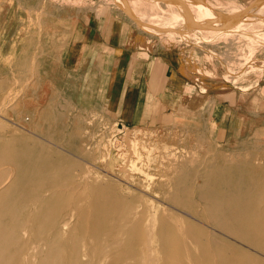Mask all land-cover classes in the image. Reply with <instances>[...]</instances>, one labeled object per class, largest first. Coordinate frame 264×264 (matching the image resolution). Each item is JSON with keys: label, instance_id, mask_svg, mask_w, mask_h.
<instances>
[{"label": "rangeland", "instance_id": "1", "mask_svg": "<svg viewBox=\"0 0 264 264\" xmlns=\"http://www.w3.org/2000/svg\"><path fill=\"white\" fill-rule=\"evenodd\" d=\"M132 1H135L134 10L142 13L145 20L151 18L160 25H174L168 29L174 36L143 28L117 0H37V4L41 5L40 10L48 5L53 12L54 55L66 39L60 34L61 23L67 22L69 32L79 27H90L94 21L89 18L97 12L104 24L112 27V20L116 21L118 31L123 26L131 28L132 18L134 27L148 33L150 45L157 42L171 51L179 46L186 50L191 48L196 56L194 71L198 80H201L198 78L201 74L205 75L201 56L204 54L199 50L204 47L193 50V46L204 41L212 44V52L207 51L209 56L205 59L216 67L212 71L206 70L207 76L214 75L220 80L217 77L222 74L224 79L229 78L213 87L230 91L238 89V95L231 91L220 96L214 93L216 96H213V105L223 101L231 106L228 121L223 125L226 131L215 125L220 126V121L212 122V129L206 127L202 119V124L197 125L194 117L188 116L189 112L181 118L169 119L165 125H154L148 129L125 127L104 113L78 110L74 104L75 108L55 109L52 121L47 124L28 122L24 119L29 117L30 107L23 103L42 91L44 85L43 82L36 84L32 81L34 78L31 80L34 83H15L20 78L15 77L10 67L8 74L0 77V181L7 187L17 177L26 175L27 168L40 175L41 165L53 161L55 166L43 176L59 183L66 175L64 168L71 167L75 172L72 174L74 182L57 185L47 192L68 191L80 182L87 185V188L78 190V195L52 199L57 203L62 200V207H68V210L77 207L80 214L79 220L72 219L66 233L53 239L64 242L65 250L53 253H46V240L38 236L39 230L33 220L42 203L41 198L47 192L30 197L32 194L25 191L17 204L3 202L6 197H0V209L7 211L13 208V214L2 219L0 225L24 222L23 226L17 224L12 229L17 242L10 248L19 250L23 247L14 255L13 261L20 264H70L71 238L77 236L76 241L87 254L82 256V261L91 260L92 264H109L126 247L138 251L131 257L133 264H177L176 255L158 250L181 239L191 243L194 237L190 232L193 230L199 236L196 240H201L191 253V264H206L201 257L208 254L216 259L226 255L237 260L238 264H264V100H254L256 93L253 92L240 95L239 90L243 87L233 80L238 67L250 70L241 72L242 80L252 76L264 77V9L256 10L254 17L248 18L249 22L235 29L240 21L237 22L238 16L242 15L240 8L249 0H209L218 11L236 17V22L219 23L215 28L218 32L207 33L188 30L189 21L180 18L190 9L195 14L201 13V5L196 0ZM171 10L176 12L171 14ZM249 10L252 9L243 11L245 17ZM61 16L67 19H61ZM228 30L227 33L219 32ZM224 35L230 37L221 38ZM80 37L71 35L70 46ZM238 42H241L239 46ZM223 43L234 46L224 51ZM243 43L247 46L242 47ZM228 55L232 62L236 61L234 56L239 57L238 66L229 69L216 61ZM60 85V77L55 76L48 86L53 92H60ZM261 87L264 90V83ZM20 95L24 101H15L14 98ZM38 119L37 116L36 121ZM118 196L123 202L118 201ZM90 198L110 199L113 207L118 208L109 213L101 212L99 216L105 218L98 226L95 214L87 212L85 199ZM122 207H136L141 211L143 221L148 224L150 241L142 243L137 238L130 239V230L125 229L120 232L121 243L115 247L116 255L99 259L95 253L112 239V227L123 222ZM47 208L43 215L48 214ZM162 218L173 225L174 232L164 228L165 234H169L166 237L159 234ZM188 261L185 260L186 264Z\"/></svg>", "mask_w": 264, "mask_h": 264}, {"label": "crops", "instance_id": "2", "mask_svg": "<svg viewBox=\"0 0 264 264\" xmlns=\"http://www.w3.org/2000/svg\"><path fill=\"white\" fill-rule=\"evenodd\" d=\"M256 1L249 0L242 7L248 10ZM47 6L40 10L37 0H0V77L4 78L12 67L15 77L20 78L15 83H34L31 82L34 78L32 81L36 84L43 82L44 85L42 91L23 103L30 107L31 112L25 121L47 124L52 121L55 109L75 108L74 104L78 110L104 113L110 120H117L131 128L148 129L154 125H165L169 119L181 118L189 112L188 116L194 117L197 125L202 124V119L203 124L212 129V122L220 121V126L215 125L219 130L226 131L223 125L228 121L231 106L223 101L213 105V96L231 91L236 95L238 89L230 91L228 88L213 87L229 78L224 79L222 74L217 77L220 80L214 75L207 76L206 70L212 71L216 67L205 59L209 56L206 52H212V44L204 41L193 46V50L204 47L199 50L204 54L201 56L205 75L201 74L198 77L201 80H198L194 71L196 56L191 48L186 50L179 46L171 51L157 42L150 45L148 34L145 36L136 27L118 31L116 21L112 20V27L111 24H104L97 12L89 18L94 21L90 27H79L69 32L67 22L61 23L60 34L66 39L56 51V57L52 44L53 12ZM65 18L61 16V19ZM73 34L83 38H78L70 46L69 38ZM223 45L224 51L234 46L230 43ZM244 45L247 46L243 43L242 47ZM210 57L214 62L213 56ZM234 57L235 62L229 60V55L216 61L230 69L238 66L239 57ZM237 70L233 80L243 87L239 94L253 92L256 93L254 100H264L261 87L264 77L252 76L242 80L241 72L250 70H241L240 67ZM55 76L60 77V92H53L48 86ZM23 98L20 95L14 100L21 102ZM15 123L19 124L18 121Z\"/></svg>", "mask_w": 264, "mask_h": 264}, {"label": "bare ground", "instance_id": "3", "mask_svg": "<svg viewBox=\"0 0 264 264\" xmlns=\"http://www.w3.org/2000/svg\"><path fill=\"white\" fill-rule=\"evenodd\" d=\"M117 1L118 3L121 4V6L123 7L126 13H129L131 16H133V18L135 17V19L139 22V24L143 25V28L145 26L146 29L155 31L156 33H159V34L167 33L171 36H174L172 35L173 33L172 31L168 32L169 31L168 29L173 28L174 25L173 26L172 25L171 26L160 25L158 23H155L154 19H153L154 21H151V18L149 20H145L144 17H142V13H138L134 10L135 1L133 2L132 0H129L131 4L128 2V0H117ZM137 1H145V0H137ZM196 1L197 3L201 5L203 13L201 10V13L199 12L200 14L199 13L195 14L193 10L190 9V11H186L188 12V14H186L184 17H180V18L185 19L186 21H189V25H187L188 30L195 31V32L205 31L207 33L208 32L213 33V32H218V30H215V28L217 27L216 26L217 24L219 25V23L222 24V22L224 23L225 21H228V20L230 23L236 22V17H233L230 14L223 13L220 10L218 11L217 7L214 5L213 2L209 0H196ZM252 5H253V8L252 7L250 8L252 10L251 11L249 10L250 12L248 11L249 15H247L246 17H245V13H243L244 8L243 7L240 8L242 15H240V17L238 16L237 22L239 20L240 21L238 22L235 29L249 22L248 18H253L256 10L258 11V10L264 9V0H257L256 2L252 3ZM175 12H176L175 10L174 11L171 10V14ZM262 12H261V15H262ZM169 16L170 14L167 15L166 17H169ZM130 20L133 23H135V21L132 18ZM132 22H130L131 27H134V24ZM219 27L218 29H221V26ZM121 28L123 31L124 29H129V30L131 29L129 27H124V26ZM140 30H143V29H140ZM229 31L230 30L219 31V32L227 33ZM143 33L148 34L144 31ZM229 37L230 36H227V35L221 36V38H229ZM221 40L224 41L225 39H221ZM139 155H140V152H139ZM47 163L48 164L44 163L41 165L40 175L39 173L36 174L35 173L36 171L34 169L27 168L28 172H25L26 175L17 177L10 184H8L9 182L7 181L8 182L7 187H4L5 182L0 181V197L2 198L6 197V199L3 202H7L8 204H10L13 201V203L17 204L18 201L22 198L24 194L23 192L25 191H26L25 193L32 194L30 197H38V196H42L44 192L49 191V189L52 187H55L60 184L67 185L70 182H74L73 180L74 176L72 174L75 172H73L71 167L64 168V172L66 173V175L63 177L61 181H59V183L48 180L47 177L43 175H45V173H47L48 170L52 169L53 168L52 166H55V164L53 163V161H48ZM81 188L85 189L87 188V185L80 182V184H78L71 190L63 191V192L62 191L61 192L59 191L47 192L45 196L41 198L42 203L40 207L36 209L37 212H36V215L33 216V220H34V224L39 230L38 236L42 240H46L47 248H44L47 251L46 253H51V252L53 253L55 250H58V251L65 250L64 242H60V243L56 242L54 241L55 240L54 238L60 237L61 235H63L64 233L68 231V228L70 224L72 223L73 218L78 219V220L80 219V214L78 212L77 207L68 210V207H62L64 204L62 200H60V202L57 203L56 201H52V199L57 198V197H70L72 195H78L79 193L78 190H81ZM85 201L87 202L88 214H91V213L95 214V218L97 219L96 223L98 226L104 221V218H105V217L99 216L101 212L109 213L110 211H113V210L115 211L118 208V207H113L112 201L110 199L90 198V199H85ZM118 201L123 202L120 196H118ZM117 202L114 203L116 206L118 205ZM47 207H49V210H47L48 214L43 215V212L45 211V209H48ZM12 210L13 208L11 210L9 208L7 211L6 209L5 210L0 209V221L2 219H5V217H8L9 215H12L13 214ZM122 210H124L123 222L118 223L114 227H112V230H111L112 235H113L112 239L106 243L103 249L95 253L97 254V257L99 259H103V258L107 259L109 257H112L114 254L116 255L115 247L117 244L121 243V240H120L121 233L120 232H122L125 229L126 231L130 230L129 232L130 239L137 238V240L142 241V243L143 242L147 243L150 241V236L146 228L148 224L146 225L145 221H143V214L141 213V211L137 209L136 207H122ZM23 223L24 222H13L9 225L4 222L0 225V264H20L18 261L14 262L13 259H14V255L17 254V252H20L23 249V247L19 250L18 249L15 250L13 248H10V246H12L14 242L15 243L17 242V240L14 239L15 238L14 236L16 235H14V233L12 232V229L15 228L17 224L23 226ZM164 228L169 229V230L172 229V231L174 232L173 225L169 223L166 220V218L161 219V229L159 230V234L162 237L164 236L166 237L169 235L168 233L165 234ZM28 230L30 229L28 228ZM197 234L198 233L193 232V230L190 232V235L194 237L191 239L192 241L191 243L188 242L186 239H181V241L180 240L174 241L173 243L167 245L166 247L165 246L160 247L158 251L161 253H170V254L176 255L179 260L178 263L180 264H186L185 262L186 259H188L189 260L188 263L191 264V261H193L192 260L193 258L191 257V253L198 246V241L201 240V239L196 240V237H199ZM76 239H77V236H73L71 238L72 244H71V250H70V257H71L70 264H92L91 260L82 261V256H87V254L85 253L83 249H81L79 242L76 241ZM136 254H138V251L130 247H126L124 250H122V252L117 253L116 259L109 264H133L131 261V257L135 256ZM201 258L205 261L206 264H238L237 260H234V259L232 260L231 257H227L226 255L224 256L221 255L220 257L216 259L212 255L208 254V255H202ZM101 263L98 262L97 264H101Z\"/></svg>", "mask_w": 264, "mask_h": 264}]
</instances>
